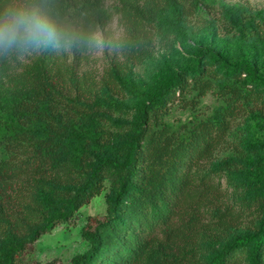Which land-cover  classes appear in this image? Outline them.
<instances>
[{
    "label": "trees",
    "instance_id": "obj_1",
    "mask_svg": "<svg viewBox=\"0 0 264 264\" xmlns=\"http://www.w3.org/2000/svg\"><path fill=\"white\" fill-rule=\"evenodd\" d=\"M201 2L207 4L124 5V62L94 78L74 68L117 8L112 12L104 0H0V145L19 152L0 158V264H56L54 257L22 263L19 256L99 194L105 179L112 188L104 213L87 216L81 227L87 247L68 264H200V241L211 251L206 264H240V255L245 264H264V139L252 138L246 152L197 174L238 117L264 118V75L247 49L226 59L197 46L188 66L158 71L142 90L124 71L151 43L156 13L167 5L177 25ZM220 18L221 29L240 42L252 36L253 15L244 7L221 4ZM36 44L41 54L12 68L10 60ZM57 47L74 64L52 58ZM124 91L136 99L131 108L120 99ZM206 93L218 104L197 117ZM127 109L128 122L111 115ZM173 110L179 115L171 117ZM220 173L237 192L236 209L223 202L225 189L214 178ZM245 213L256 218L252 229L221 243Z\"/></svg>",
    "mask_w": 264,
    "mask_h": 264
},
{
    "label": "rangeland",
    "instance_id": "obj_2",
    "mask_svg": "<svg viewBox=\"0 0 264 264\" xmlns=\"http://www.w3.org/2000/svg\"><path fill=\"white\" fill-rule=\"evenodd\" d=\"M132 0H104L105 6L114 11L111 18L102 29L93 34L92 46L82 54L75 70L77 73H85L91 77L98 78L105 68L112 66L114 62H124V57L120 53L119 42L124 36L125 27L121 11L124 5ZM141 0H139L140 2ZM192 0H174L177 5H186ZM207 4L197 3L193 5L190 15H186L184 20L177 25L171 21L172 14L166 5L163 10L154 15L152 21V40L148 48L139 55L136 60L127 62L124 69L125 74L130 78L133 87L142 90L149 86L158 71L168 70L174 72L184 69L189 65L192 53L197 46L219 52L226 59H233L245 47L247 56L253 62L261 74L264 75V0H206ZM221 4L228 6L244 7L247 13L253 15L251 20L253 34L248 40L240 42L232 32H224L221 29L220 9ZM215 27V31L210 29ZM180 28V32L176 29ZM68 52V46L62 48ZM61 48H56L52 53V58L57 62L63 61L66 64L71 62L72 57H65L60 53ZM41 47L36 44L25 48L15 59L10 60L12 68L18 70L25 63L38 57ZM120 99L129 107H133L136 102L132 96L124 91ZM218 104L216 95L206 93L201 97L196 116L202 117L208 114L213 107ZM249 107V106H248ZM247 107V108H248ZM179 111L173 110L170 116L179 115ZM187 114L181 113L184 116ZM121 121H130L133 116L131 109L115 111L111 114ZM0 113V119L4 117ZM252 138L264 139V118L255 119L249 112L238 117L231 125L225 136V141L218 146L211 157L201 160L197 166V174L206 173L211 162L228 156L246 152V143ZM19 156V152L8 151L0 145V158H10ZM226 195L224 203L236 209V191L231 186H226L224 177L220 174L215 175ZM112 188L110 179H105L103 189L99 194L81 205L72 216L63 223L54 225L48 232L41 234L32 243H28L19 261L22 263L30 261H44L56 258V264H68L69 258L75 253L82 252L87 247V242L81 237V227L84 225L87 216H101L104 213L105 194ZM256 218L253 214L240 216L237 226L225 234L221 243L234 234H240L252 229ZM29 228L23 231V236L27 237L30 233ZM218 246V245H217ZM203 243L199 242L197 255L200 264H206L211 251ZM240 264H245L243 255L239 256Z\"/></svg>",
    "mask_w": 264,
    "mask_h": 264
}]
</instances>
